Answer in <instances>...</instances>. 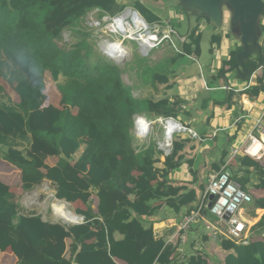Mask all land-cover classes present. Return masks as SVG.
<instances>
[{
    "label": "trees",
    "instance_id": "1",
    "mask_svg": "<svg viewBox=\"0 0 264 264\" xmlns=\"http://www.w3.org/2000/svg\"><path fill=\"white\" fill-rule=\"evenodd\" d=\"M92 9L117 17L125 7L118 0H0V77L12 79L14 91L20 98L18 104L12 101L8 104L2 103L0 97V152L2 146L7 147L4 160L21 172L20 189L13 191L3 180L16 181L18 172L0 174V251L19 246L21 255L17 264H45L47 261L68 264L64 253L66 240L72 238V249H82L77 255L78 264H116L113 258L127 264H168L173 247L156 239L153 228H145L142 219L155 212L150 205L157 197L153 183L165 185L169 171L178 166L182 157L179 153L190 140L174 143V152L165 161L166 170L161 171L154 166L156 146L135 148L130 131L136 114L177 118L179 103L174 104L169 98L136 99L121 79L118 67L103 61L90 67L88 59L92 48L85 50L90 36L87 33H81L83 41L70 51L58 47L55 42L61 39L62 32L75 27ZM134 9L147 24L162 25L159 18L139 2ZM191 39L192 46H196L194 53L200 57L196 30L191 33ZM212 40L219 41V37L214 36ZM185 48L186 55H192V48ZM241 51L240 46L231 53L220 75L227 73V67L231 70L238 63ZM13 65L17 67L15 70ZM246 67L250 74L244 81L250 82L258 71L262 75L254 88L242 94L259 97L264 94V46L246 61ZM46 72L51 74L62 101L68 107L78 108L76 115L68 109L61 111L51 106L55 101L54 84L49 79L46 83ZM148 72L146 70V74ZM153 76L156 83L167 85L169 90L173 88L166 70L154 72ZM45 92L53 108H43L47 100ZM3 94L4 88L0 86V95ZM234 95L230 92L229 99ZM22 144L28 145L26 153L16 147ZM84 145L85 151L73 164L75 154ZM227 156L224 152L222 164ZM49 157L60 159L55 167L46 164ZM237 162L255 170L260 175L257 187L264 189L261 164L246 156ZM107 170L111 172L109 179H106ZM45 180L55 188L57 199L68 203H87L91 189H95L98 212L88 207L86 212L80 213L85 223L69 229L45 222L35 213L21 214L12 195L21 190L30 192ZM237 181L243 190L251 182L250 179ZM195 196L192 190L181 196L179 203H192ZM258 207L264 209V201H258ZM257 225L264 226V217ZM115 232L124 239L115 241ZM93 239L100 242V248L88 244ZM220 244L224 250H235V257L229 256L226 264H264V245L260 242L251 240L248 246H243L222 239ZM94 249L110 250L109 254H103ZM188 264H208V261L196 256Z\"/></svg>",
    "mask_w": 264,
    "mask_h": 264
},
{
    "label": "crops",
    "instance_id": "2",
    "mask_svg": "<svg viewBox=\"0 0 264 264\" xmlns=\"http://www.w3.org/2000/svg\"><path fill=\"white\" fill-rule=\"evenodd\" d=\"M153 1L155 2L156 9L160 14H155L153 11L152 13L159 18L162 26L165 22H172L174 19L171 18V13H173V16L176 13L173 11H169L168 7L166 8L165 3H167V0H136V3L139 2L144 6V4L146 3L152 4ZM183 1L184 0H179V6H181V3ZM163 8H165V10H163ZM167 14L169 15V18L166 19L165 15ZM188 14L191 13H187V17L189 16ZM192 15L197 18L196 15ZM191 21H189V24H191ZM200 21V18H197L196 24H202ZM202 26L203 30L205 31L207 27L211 25L207 21L204 22ZM212 28L214 27L212 26ZM262 28L263 32L261 31L262 35L260 38V43L262 46H264V17L261 22V29ZM193 31H191L187 37H180V39L182 38L180 41H189L192 43L191 33ZM214 32L215 31H213V33ZM198 35H200V33L197 31V37ZM214 36H217V38L219 37V41L216 40L215 42H212V53L214 54L215 59L216 57L219 59L218 47L221 46L224 47L225 51L223 54V61L229 60L231 53L233 51H236L240 47L239 40L235 36L233 38L228 35V27L226 26L218 30L212 36V39ZM197 58H199V56H197ZM221 68L222 67L220 66L217 70H211L210 78H212V80L214 79V82L212 83H210L203 74V92L207 93L206 97L198 96L197 98L191 100L190 103H188L187 99H189L190 97H195L196 94L188 93L184 89L177 86H174L172 89H170L165 97L169 98L172 102H174V100H176L177 102H182V111L180 112L182 116L180 117L183 118V113L185 112L189 115L190 119L193 120L190 125H183L192 129L199 135V139H194L189 133H185L186 135H188V139L186 141L180 142H187L190 140V143L184 145L183 151L179 153L182 157L179 160L178 166L169 171L166 180L164 181L165 185L158 184L157 181L153 183L157 191V197L150 202V205L155 209V212L152 216L143 217L142 219L145 228H153L154 237L156 239L163 240L166 245L173 247V249H171L172 255L168 264H188L190 259L196 256H202L208 261V264H226L227 258L229 256L235 257V250L227 251L222 249V246L220 244L222 238L218 240L213 239L214 232L211 227L213 221H211L209 217L211 216L213 220L214 217L209 212L210 208L208 207V204H206L207 208L204 207L203 209L207 221H200L199 223L195 224L192 227L191 231L187 233L184 243L181 242L180 235L178 234L179 225L182 222L183 218L191 213L197 205H200L203 202V196L206 192L208 183L206 185V179L205 183H201V179H203L202 176H209L210 178V176H212L213 174L222 171L227 172L228 169L232 171V179L239 186L240 184L238 183L237 179H250L251 181L250 183H248V185H246L245 191L250 192L253 195L254 202L250 207L245 209L243 214H241L243 219L248 224V227L250 228L249 235L252 237V242H260L264 245V226L259 227L257 225L264 217V209L258 207V201H264V189H260L257 187V185L260 184V175L253 169L240 166V163H238L237 161H239V159L244 157L245 155L237 154L236 156H233L234 150L241 149L244 145H247L248 136L252 133L256 121L264 110V94H261L259 97H251L249 95L242 94L244 91H249L257 85V79L262 75V73L261 71H258L252 77V80L250 82H247L244 81V79H242L236 71H230L229 69H227V73L220 75L219 71ZM230 72L232 74H229ZM176 82L179 83V80ZM227 86L230 87V90L224 89V87ZM230 92L235 94L231 99H229ZM47 100L49 101V96L47 97ZM197 102L200 103L198 104ZM13 103L18 104L19 102H17L14 98ZM45 107L46 106L44 104L43 108ZM48 107H50V105H48ZM60 109L61 111H63L67 110L68 108L66 105H61ZM70 112L73 115H76L78 113V108L72 107L70 109ZM224 114H228L227 118L223 117ZM146 116L151 119L155 118V116ZM130 132L133 136V141L134 138L136 140V136L134 134V124ZM175 142L176 140L174 139V143ZM139 146L142 147L143 145ZM155 146L157 148V154L155 157L156 163L154 164V166L161 171H165V161L169 156H164L159 151L157 142ZM85 148V145L82 146L80 150L75 154V158L72 162L73 164L81 157V155L85 151ZM173 152L174 151H172V153ZM224 152H227L228 156L226 157L224 164H222L221 160ZM4 158L5 154L0 153V174L4 171L6 172V174H8L15 169L20 172L18 168L9 164L4 160ZM250 158L259 162L264 169V157H262L261 159H257L255 157ZM59 160L60 159L57 157H49L46 160V164L49 167H55L58 164ZM105 174L106 179H109L111 172L107 170ZM19 175H21V172ZM262 179H264V176L262 177ZM3 182L9 185L11 191H13L10 182H6L4 180ZM45 182L51 184L47 180H45L43 183ZM16 185H18V182H16ZM52 188L55 193H57L55 188ZM192 190L196 192L194 202L187 205L180 204L179 198L183 195H186ZM96 194L97 191L95 189H91L90 200L87 203H84L82 201L70 203L72 210L75 213L81 215L80 213L86 212L89 207L93 210L94 213H97L98 198ZM172 200H175V202H173ZM259 211H261V213H259ZM252 220H255V222L251 223ZM46 222L54 224V222L52 221L47 220ZM92 230L96 231L95 228H92ZM113 238L115 241H121L124 239V236L119 232H115ZM73 244L74 241L72 238L66 240L67 249H65L64 259L68 264H78L77 255L82 250L72 249ZM88 244H93L96 248H100L101 246L100 242L97 239L89 241ZM94 250L98 251L99 253L109 254L108 250L110 249ZM20 255L21 249L19 246H13L7 249L5 252L0 251V264H17ZM113 261L116 264H127V262L118 258H113ZM45 264L52 263L50 261H47ZM155 264L161 263L158 262Z\"/></svg>",
    "mask_w": 264,
    "mask_h": 264
},
{
    "label": "rangeland",
    "instance_id": "3",
    "mask_svg": "<svg viewBox=\"0 0 264 264\" xmlns=\"http://www.w3.org/2000/svg\"><path fill=\"white\" fill-rule=\"evenodd\" d=\"M149 2V1H148ZM177 2V4H176ZM118 3L121 6L125 7L126 9H134V5L136 3V0H118ZM179 0H167V3H165L166 8L168 7L169 11H173L176 14L173 16V13H171V18L174 19L172 22H165L163 27L161 28V34L160 37L162 38L164 35H169L168 33H171V39L163 42L161 46H159L157 49L150 50L147 52L148 54H141L140 52V46L137 41L133 40H126L125 45L130 47L131 50V56L129 59H127L126 62L123 64H116L114 61L109 59L108 57L104 56L101 52V45L102 41L109 39L111 41H123V37L121 34H113L111 37H107V33H109L108 28L111 24V21L116 17H110L108 14L99 11L98 9H92L90 10L81 20L77 22V25L75 27H69L66 28L62 34L61 39L56 41L55 43L58 45L59 48L65 49L67 51L72 50L75 45L81 43L83 41V36L81 33H87L90 36L87 39V47L85 50L88 52L90 50V46L92 48V54L88 59V65L90 67H93L95 64L103 61L106 63H110L116 67H118L121 71V79L125 83L127 87H129L136 99H151L153 101H159L162 99H165L167 92L169 91L167 85H162L159 83H156L153 81V74L156 73H162V70H166L168 72L169 78H170V84H174V86L180 87L184 89L188 93H194L196 94L195 97H190L187 99V102L190 103L191 100L194 98H197L198 96L206 97L207 93H204L203 88V79L202 76L206 77V79L212 83L214 82V79L212 80L211 77V70H217L220 66L223 67V61L224 59V47H218V53H219V59L212 53V36L218 31L212 28V26H208L207 29L203 30V23L207 22L205 18L200 19L201 23L200 25H197V18H195L192 14H188L187 17L186 14L188 12L184 11L181 6H179ZM146 11L152 13V11L156 14L159 13L156 9L155 2L153 1L151 3L144 4ZM123 11V13L125 12ZM165 10V8H163ZM121 13V14H123ZM160 14V13H159ZM119 16V15H118ZM166 19L169 18V15H165ZM187 17V18H186ZM192 19V21H191ZM263 20V17H262ZM261 20V22H262ZM189 21H191V24H189ZM228 27V35L230 37L234 38V35L232 33V26H231V14L229 11H224V24L223 27ZM150 27H153V25ZM192 28V29H191ZM196 30L200 33L198 35L197 39L201 41L200 43V49L202 51V55L197 58L196 53H194L196 46H192V43L189 41H180V37H187L188 34ZM213 31H215L213 33ZM105 33V35H104ZM213 33V35H212ZM222 34V33H221ZM240 42V41H239ZM241 45V42H240ZM191 47L192 49V55H186V48ZM146 48V47H145ZM226 49V48H225ZM86 51H83L82 54L85 55ZM178 54L180 55V60L178 57ZM185 54V55H182ZM143 55V56H142ZM17 67L15 65L12 66V69L15 70ZM227 69H230L227 67ZM146 70H149V72L146 74ZM234 73V72H233ZM229 74H232L231 72ZM179 77V78H178ZM52 80V76L49 72L45 73V81L47 83V80ZM179 80V83L176 82ZM61 81H64V77L61 76ZM53 82V96H54V102L53 106L55 109L61 110V105H66L64 101H62L61 95L57 89L56 84ZM154 82V83H153ZM0 86L4 88V94L0 95L1 102L2 103H10V101L14 102V98L17 102L20 101L19 96L14 91V83L12 82V79L7 76L6 78L0 77ZM173 86V87H174ZM47 88V85H46ZM66 87L63 85V89ZM6 91V92H5ZM45 95H49L46 94ZM14 97V98H13ZM48 97V96H47ZM12 102V103H13ZM64 103V104H62ZM172 103H179V106L176 108L179 112L178 117L176 118L177 121L181 122L182 124H189L192 123V119H190L189 115L187 113H183V118L180 117L182 114L180 113L182 110L181 105L182 102H177L174 100ZM198 104L200 102H197ZM45 106L48 108V105H50L49 101H45ZM44 106V105H43ZM67 106V105H66ZM50 107V108H53ZM67 108L70 110L72 107ZM76 110V109H74ZM73 110V111H74ZM76 112V111H75ZM142 115H145L146 113H141ZM139 115V114H137ZM148 115V114H146ZM149 116V115H148ZM153 116V115H152ZM228 114H224V118H227ZM259 117V116H258ZM155 118H152V120H157ZM136 115H134L133 120L135 122ZM260 117L258 118V120ZM183 120V121H182ZM195 127V126H194ZM164 137V132L161 129L160 126H155V129L153 131V134L148 140H144L143 142L139 141L137 138L133 142V146L138 147L139 145H148L152 144L155 145L156 142ZM188 139V135L186 134H178L175 137V140L179 141H186ZM145 143V144H144ZM18 149L26 153V149L28 148L27 144H22L16 146ZM8 151L7 147L2 146L1 148V154H6ZM16 170V169H15ZM19 174L20 172L16 170ZM21 175H18V179L14 182H10L12 189H20V185H16V182L19 181ZM201 179V183H205L206 179V185L208 183V180L210 179L209 176L204 177ZM44 183H42L40 186L35 187L30 192H24L19 191L16 192L14 195H12V199H14L19 204V210L22 214H38L43 217V215L47 216L48 221H54L53 213L50 210V208H42V207H31L30 209H27L22 206L23 199L27 194H31L35 190L40 191L41 187ZM51 186V184H50ZM206 187V186H205ZM52 188V187H51ZM51 188L44 191L41 194L40 200H45V198H49L50 193H52ZM53 189V188H52ZM51 203V202H49ZM48 203V204H49ZM211 221H213V218L209 217Z\"/></svg>",
    "mask_w": 264,
    "mask_h": 264
},
{
    "label": "built area",
    "instance_id": "4",
    "mask_svg": "<svg viewBox=\"0 0 264 264\" xmlns=\"http://www.w3.org/2000/svg\"><path fill=\"white\" fill-rule=\"evenodd\" d=\"M148 26L150 29L149 31L155 40H152L153 46L145 48L146 54H148L147 52L150 50L157 49L163 44V42L172 40L171 33H168L169 35H164L162 38L160 37V31L163 27L161 24H155L153 27H150V24H148ZM224 89L230 90V87L227 86L224 87ZM156 119L157 120H152L146 115H136L134 134L139 141L143 142L151 137L156 125L160 126L164 132V137L157 141V147L164 156H170L172 154L174 139L178 134L189 133L192 138L199 139V135L196 132L184 126L174 118L158 117ZM143 123L146 125L145 127L142 126ZM148 125L151 127V131H149ZM172 125L174 126L173 130H171ZM144 128H146V130H144ZM258 144L261 145L260 151L257 154H253L252 149ZM237 154H243L257 159L264 157V110L260 115V119L256 121L252 133L248 136L247 145H244L241 149L233 151V156H236ZM51 191V197H47L45 200H47L48 203L51 202L47 207L50 208L52 213L53 204L59 202H63L69 210L73 211L70 203L65 200L57 199L55 191L52 188ZM211 195L214 196L213 205L209 209V212L214 217L213 223L211 224L214 232L213 239L218 240L222 238L233 241L237 244L248 245L251 242L252 237L249 235L250 228L243 219L242 214L245 209L253 204L254 197L250 192L243 190L232 179L230 174L225 171L210 176L206 192L203 196V202L200 205H197L191 213L183 218L178 229L181 242L184 243L187 233L191 231L195 224L200 221H207L203 209L204 207L207 208L206 204H209V198ZM40 198H42L41 195ZM38 201H40V199L31 204L23 203L22 206L27 209H30L31 207H42L40 204L38 205ZM74 214L77 218L74 223H69L62 219H56L54 215L52 217L54 221L52 222L61 224L67 229L73 226L83 225L85 223L84 217L75 212ZM43 218L47 220L46 215H43Z\"/></svg>",
    "mask_w": 264,
    "mask_h": 264
},
{
    "label": "water",
    "instance_id": "5",
    "mask_svg": "<svg viewBox=\"0 0 264 264\" xmlns=\"http://www.w3.org/2000/svg\"><path fill=\"white\" fill-rule=\"evenodd\" d=\"M181 7L200 19L205 18L217 30L223 27L224 11L230 12L232 33L241 42L242 47L237 56L238 63L230 71H236L242 79H246L250 74L246 61L262 47L260 38L264 0H184ZM135 12L139 14L138 11ZM227 172L233 177L230 169ZM209 200L208 207L211 208L214 196L211 195ZM43 221L47 220L43 218Z\"/></svg>",
    "mask_w": 264,
    "mask_h": 264
},
{
    "label": "bare ground",
    "instance_id": "6",
    "mask_svg": "<svg viewBox=\"0 0 264 264\" xmlns=\"http://www.w3.org/2000/svg\"><path fill=\"white\" fill-rule=\"evenodd\" d=\"M107 28L109 31V33L106 35L107 37H111L113 34H123V41L118 39L116 42L109 40L110 38L106 39L102 41V47L100 49L104 56L108 57L116 64H123L131 56L130 47L125 45L126 40L137 41L140 46V52L143 55L145 54V47L148 48L153 46L152 40H155L149 31L150 29L146 21L140 16V14H137L130 8L127 9L123 14H120L114 18ZM142 126L145 127L146 125L143 123ZM148 129L151 131V127L149 125ZM173 129L174 126L172 125L171 130ZM144 130H146V128H144ZM260 149L261 145L258 144L253 147L252 153L257 154ZM49 188L50 184L45 182L40 191L35 190L31 194H27L24 197L23 202L26 204H31L36 200H39L40 195ZM51 194L52 193H50L49 198L51 197ZM37 203L38 205L40 204L42 208H46L48 205V201L42 199ZM53 215L56 219H62L69 223H74L77 219L74 212L69 210L63 202L53 204ZM254 222L255 220L251 221V223Z\"/></svg>",
    "mask_w": 264,
    "mask_h": 264
},
{
    "label": "clouds",
    "instance_id": "7",
    "mask_svg": "<svg viewBox=\"0 0 264 264\" xmlns=\"http://www.w3.org/2000/svg\"><path fill=\"white\" fill-rule=\"evenodd\" d=\"M135 10V9H134ZM137 11V10H136ZM140 14V13H139ZM144 19V18H143ZM145 20V19H144ZM140 115V114H139ZM160 117H163V116H160ZM151 119V118H150ZM174 119H176V118H174ZM77 214V213H76ZM79 215V214H78Z\"/></svg>",
    "mask_w": 264,
    "mask_h": 264
}]
</instances>
